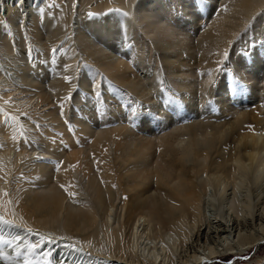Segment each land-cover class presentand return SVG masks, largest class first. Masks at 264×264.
<instances>
[{
  "label": "bare ground",
  "instance_id": "obj_1",
  "mask_svg": "<svg viewBox=\"0 0 264 264\" xmlns=\"http://www.w3.org/2000/svg\"><path fill=\"white\" fill-rule=\"evenodd\" d=\"M6 1V4L3 5L2 14L0 8V67L3 68L2 71L0 70V165H3L2 167L5 168L6 174H4L6 177H10L12 170L15 169V172L18 171L16 166L19 164L20 159L22 160V156L31 152L30 155L35 156L36 160L33 161V170L28 174L29 176H27V174V177L23 175L26 178H23L24 184L21 190L23 197L18 198L16 201L0 198V209L4 212L5 216L19 224L34 228H53L55 224H57V226L60 225L64 233L71 239L73 237L68 232L75 231L82 233L81 237L75 238L74 240L80 242L85 248L100 254L110 252L111 255H116L119 259L131 264H160L162 259L158 257L162 256V253L158 251H164V249L168 247L166 243H170L172 237H166L167 242L164 239L165 235L163 236L164 238H158V243L165 244L163 248L159 247L158 243L150 241L149 246H151V248L147 249L145 247L143 249L144 239L142 240V237H145V235L143 236L145 232L144 230H138L141 219V221L147 219L153 226L162 229L164 233L169 232L171 234V232L168 231L169 228L179 224L182 220L189 218L188 220L194 219L193 222L197 223L201 218H197V216H201L202 214L199 213L200 209L198 205L202 202V190L206 187V182H203L201 176L209 174L212 176L213 173L214 179L210 181L218 185L223 183L226 184V180L231 181L232 184L236 183V170L240 171L244 176L251 177L250 179L255 182L263 175L264 139L262 140L260 136L251 135L252 138L249 144L246 140L250 138V135L243 136L244 141L239 140L238 145L240 151L238 152L237 150V153H241L243 148L248 156H242L241 154L236 156H222L219 152L220 143L217 144V142L222 139V135H219L221 130L215 123L214 125L194 123L192 126L188 127L189 130L188 128H184L185 132H181L183 134L177 136H175V132L165 134L163 131L166 129H163L162 133H155V127L164 128L170 121L180 118L176 113H173L174 110H171L172 114L166 112V114L160 115L152 111L151 113H153V115L148 114L143 116L140 120L144 123L145 127L141 128L143 131L152 130L151 133L148 131V138L143 137L144 139L142 137L139 139L130 131V128L123 125L125 123H122L120 119L122 108L120 111H117V109L113 110L114 114L111 113L110 120L112 122L115 121V125L113 123L111 127L106 126V124L110 122L107 118L108 114L105 117L104 125L100 130L96 131L94 130L93 124L82 119V116L87 115L86 109L90 106L91 100L93 98H98V89L100 88L98 86L100 84L102 87V80L108 87L107 91L114 89V86L109 82L118 84V88L125 86L127 88L126 95L130 98L131 96H138V98H141L142 95H140V92L144 89L143 87L147 85L148 89H153L152 92H156V88L150 87L149 84H144V82H146V77L142 78L141 74L139 77L133 73H140V71L147 69V64L151 61L149 56L151 48L147 46L145 41H141L140 38L143 39L144 37H148L152 39L153 37H157L161 41L167 40L170 46L176 45L179 42H186L188 39L190 41L191 37L184 33L187 30L186 28H189L188 30L191 32L197 24L196 21L198 19L202 21L203 18L211 12L210 8L214 0H143L144 3H139L134 7L133 3L135 0H94L96 1L95 6L88 9L90 12L88 14L89 19L82 23L83 26L89 28H86L87 34L82 33V35L80 34L81 36H77L78 39H76V44L78 47L80 46L82 54L75 53V47H72V52L70 53L71 58L68 57L69 55H59V53L57 57V54L53 56L50 54V56L47 53L40 52L37 58L38 60L36 59L37 61L31 60L33 58L31 56L32 52L30 51L26 58L23 57L22 54L16 53L11 43V38L13 36L6 37L3 33L4 30L15 21L23 20L27 10L34 14L30 18L29 32L35 37L40 38L46 33H61L63 29L67 28L68 11L69 8L72 9L71 7L75 0H55V2L54 0ZM91 1L93 0H82V4ZM27 3H30V5L27 6ZM230 3L232 4V2ZM233 7L234 8L230 9L229 12L249 15L246 17H250L251 13L253 15L257 10L264 9V0H237L233 4ZM118 10H126L129 16L124 18L125 16H122L123 13L118 12ZM106 11L108 13H106ZM262 19L261 24L255 26L257 28L253 29L252 33L258 36V38H262L263 42L259 43L257 47H254L251 54L246 53L241 56L240 60L236 63L237 65H235L239 67L238 78L244 84L253 82L255 86H258V81L254 78L257 76L256 74L262 70V67H264V17ZM235 20L237 19L235 18ZM224 22L221 28H219L220 31H218V29L217 33L209 31L206 34L209 43H213L215 39L224 41L223 46H217L215 44L210 45L216 56H214V58L210 57L206 62V66H213L215 69L217 68L218 62L223 59L227 46H229L228 43L232 39L231 32L238 30L234 31V28L230 26V24H226L227 21L225 19ZM120 23L122 24L119 28L116 27ZM105 29H107L106 33L103 32V30L106 31ZM121 29L124 34L119 31ZM137 29L146 30L143 37L137 33L135 35L130 33L132 30ZM184 29L186 30L183 32ZM6 31L8 30L6 29ZM118 32L122 37H124V35H132L135 44L131 47V52H127L122 56L123 53L119 49L121 52L119 57L117 56L109 61L106 56L103 57L104 59H98L102 57L101 54H103L105 50L104 47L100 46L102 44L101 38L105 37L108 39V42L116 40L114 34ZM182 32L184 33L183 35H181ZM171 37L173 38L171 39ZM253 40V38L252 40L249 39L248 43L253 42ZM187 44L188 43H186V45ZM179 46L181 50L184 49L182 43H180ZM121 47L124 48L125 44L121 45ZM66 51L68 52V49ZM47 52L50 53L49 51ZM9 57L11 58L9 59ZM79 57H83L82 59L86 60V62L90 61L93 63L84 67V73L81 75L82 79L80 82L77 78L79 86L84 88V90L81 94L74 96V103L82 110L81 113H79L78 110H74L72 121L75 124H79L80 129L76 132H72V130H69L70 127L68 128L65 124L66 122H63V117L66 113L55 111L51 107L43 110V108L49 106L51 103L49 98L43 93V89L38 85L47 78L52 79L53 86L51 87L57 94H72L76 86L74 83L76 79L74 78V81L73 79L72 81L68 80L65 75V69L69 65L70 67H73L75 64L77 65V59ZM8 61L18 64V66L11 69L13 80L5 79L3 73L4 66L9 64ZM78 63H80V61H78ZM130 70L132 71L131 74L129 72ZM173 70L172 68L169 70L171 76H173ZM145 71L147 73L148 70ZM187 73L190 74L191 71L186 72V74ZM102 74L109 75V79L102 77ZM191 76H194V74ZM20 79H22L21 81H23V84L30 85V92L34 93V97L39 98L38 107L35 106V110L33 109L34 111H31V108L29 110V104H25L24 98L21 97L24 94L23 92L28 91L22 90L19 84L14 83V81L21 82L19 81ZM182 79L184 78L173 79V81L175 83L178 82L179 86H181V91H187V93H191V95L195 94L196 89L192 87L195 86V83L192 81H182ZM225 79L227 81V78ZM262 80L264 81V78ZM152 84H154V81H152ZM255 86H250L252 87L253 93H256ZM239 87L241 88V86H235L234 78H229L228 82H219V85L213 89V93L210 95L211 98L215 99V107L224 112L227 111L228 102L232 108H236L243 104L247 105L246 100H248L250 104L251 101L245 95L242 99H237L233 103L230 102V96L232 94L237 95L241 92L242 89ZM118 95L120 96L119 92L115 96ZM182 96L185 97L187 94H182ZM10 98L13 99L10 100ZM108 98L111 99L113 96H109ZM46 101L49 102L42 105ZM69 101L70 100L67 99V104ZM186 106L187 114L191 111V106L193 105L188 104ZM40 110L42 111L39 113ZM245 112L244 115L241 116L243 120L237 119L233 127H239L240 121L242 124H247V113ZM60 114H64V116L62 117ZM34 115H40L41 118L38 119L37 116ZM44 120L54 124V128L58 132L54 133L49 128L43 127V124L39 125ZM91 120L93 122L95 119ZM152 120H154L152 123H154L155 126L149 127L150 125L148 124L151 123ZM31 122H35L36 124L33 127L35 129L39 128L40 131V135L35 137V139L44 142V144L48 143L45 147L43 146L44 150L41 149L37 154H35L36 149L32 151H30L32 148L29 149L31 140H29L27 136H31L30 133L27 131L26 133L22 132V129H26V125ZM251 131V133H253L255 130L253 129ZM41 132L52 138H50V140L47 139L45 136L41 135ZM184 136H186V138ZM202 136H212L213 138L205 140ZM200 137L205 140L203 143H200L202 140H199ZM184 139H188V142L186 145L181 146V142L183 144ZM111 143L114 145L113 154L115 156L112 165L105 163V158L110 153L108 150L110 149L109 145ZM175 144H177V147H182L181 152L175 159L167 160L164 154L167 153V149L173 148ZM54 149H60V154L53 156L52 151ZM12 155H14L13 158ZM215 155H218L216 160L213 159ZM51 157H57L56 164H54L53 161H47V159H51ZM149 160L155 162L154 166L155 164L157 165V171L155 167L156 172L151 173L153 176H144V174H149L147 171V162ZM229 161L233 162L234 165L231 167L228 166ZM244 161L249 162V165H245L246 163ZM246 166H248V170L245 168ZM47 169H49V172H47ZM2 171L4 170L0 169V174ZM79 172L88 179L89 187L94 191L95 198L100 206L103 202L105 203L106 198L113 194L112 188H117L121 191V194L125 192V195L128 194V191L137 194L138 188L143 185L144 181L154 176L158 184L160 183L167 188V191H165L163 195L165 199L162 200H165L167 203L161 205L155 200H151L150 208L146 207V209L149 210L148 213L141 211L142 206L138 205L136 203L137 201L135 202L137 204L136 206H134L135 203L133 204V202L130 205L124 203L128 209V222L126 224H132L135 229L132 235L136 236V242H134L135 240L130 244L125 242L122 236L123 228L108 229V235L104 237L98 228L97 213L95 211L89 210L88 213L82 209L79 210L77 214H72L64 207V197L75 191L73 173ZM208 177L211 179L210 176ZM42 192H48V196L44 197ZM27 193H35L36 195L33 198H29ZM126 199L128 198L126 197ZM99 205L97 204L98 207ZM63 210L67 212L65 217L61 214ZM105 228H107L106 225ZM198 230L200 232V229ZM169 233L166 235L169 236ZM257 241L258 239L251 242L247 241L248 244L246 243V245H253ZM243 246L245 247V244H243ZM146 251L147 257L144 256ZM234 251V246H227L226 252ZM134 252H140L142 256L140 254V257L137 258L138 255H134ZM218 253L220 252L212 251L209 252V254L207 253L208 255L204 254V256H207V258H205L207 260ZM152 254L154 256H152ZM205 261L200 256V258H195L192 262H189V264H204Z\"/></svg>",
  "mask_w": 264,
  "mask_h": 264
},
{
  "label": "rangeland",
  "instance_id": "obj_2",
  "mask_svg": "<svg viewBox=\"0 0 264 264\" xmlns=\"http://www.w3.org/2000/svg\"><path fill=\"white\" fill-rule=\"evenodd\" d=\"M5 1L6 0H0L1 14L3 13V5L6 4ZM235 1L237 0H214L211 4V12L206 17H204L202 21H200L201 19H198L196 21L197 24L194 26V32L193 30L189 32V28H186L188 31L186 29L183 30V32L186 30L187 33H184L191 37L190 41L188 39V41L186 42H179L176 45L170 46L167 40L161 41L157 37H153L152 39L148 37H144L143 39L140 38L141 41H145L147 46L151 48L149 55L151 61L148 62L147 69L140 71V73H133H135L134 75L139 77L141 74L142 78L146 77V79L144 78L146 80L144 84H149L150 87L156 88V92H152L153 89H148L147 85L143 87L144 89L140 92V95H142L141 98H138V96H131L130 98L128 95H126L127 88L125 86L118 88V84L109 82L114 86V89L107 91L108 87L101 79L102 87L99 84L98 87L100 88L98 89V98H93L91 100L90 106L88 107V109H86L87 115L82 116V119L93 124L95 131L100 130L104 125L106 115L108 114L107 118L110 120V115L114 114L113 110L117 109V111H120L122 108L123 110L122 112H120V119L122 123H125L123 125H126L128 128H130V131L140 139V137L148 138V131L150 133L152 132V130L143 131L142 128L145 126L144 123L140 120L143 118V116H146L148 114L153 115V113H151L152 111L160 115L166 114V112L172 114L171 110H174L173 113H176V115L180 116V118L174 121H170V123L165 125L166 128L155 127V133H162L163 129H166L163 131L165 134L175 132V136H177L185 132L184 128H188L194 123H203L205 125H214L215 123L221 130L219 132V135H222V139L219 140L220 142H217V144L220 143L219 152L221 153V155L236 156L241 154L242 156H248L247 153L244 152L243 148L241 150V153H237V150L238 152L240 151L238 145L239 140H243V136L246 135H250V138H247L246 140L248 144L251 141L252 136H260L262 140L264 139V81L262 80L264 78V67H262V70L256 74L259 77L255 75L256 77L254 78L258 81V86H256L258 88L261 87L258 89L253 82L244 84L238 78L239 67L235 65H237L236 63L238 60H240L241 56L245 55L246 53L251 54L253 52L252 49L254 47H257L259 43L263 42V39L258 38V36L254 35L252 31L253 29L257 28L255 26L261 24L263 20L262 18L264 17V9L261 8L262 10H257L253 15L251 13L250 17H246L249 15L234 14L229 11L230 9L234 8L233 4L235 3ZM230 2H232V4ZM95 3L96 1L93 0L91 2L82 4V0H75L73 6L71 7L72 9L69 8L68 11L67 28L63 29L61 33H56L57 35L46 33L42 37L37 38L33 34H31V32H29V23L31 16L34 14L27 10L26 12L28 13L25 12L23 20L15 21L12 25L6 28L8 31H6L5 29L3 33L6 37L13 36L11 38V43L16 53L22 54L23 57L26 58L28 52H32L31 56L33 59L31 60L33 61L38 60L37 58L39 57L40 52L47 53L49 55L51 54L52 56L57 54V57L59 55H69L68 57L71 58L70 53L72 52V47H75V53L77 52L78 54H82L80 51V46L78 47V45L76 44V39H78L77 36H81L82 33L87 34L86 31L89 28L83 26L82 23L89 19L88 14L90 12L88 9L93 8L95 6ZM139 3H144V1L135 0V2L133 3V7L137 6ZM26 5L29 6L30 3H27ZM65 5L67 6L66 2ZM107 11L106 13L110 12ZM118 12H122V16H125L124 18H126V16H129L126 10H118ZM235 18L237 20H235ZM224 19L227 21V25L230 24V26L234 28V31L237 29L239 31L237 30L235 32H231L232 39L228 43L229 46H227L225 55H223V59L218 62L217 68L215 69L213 66H206V62L208 61V59H210V57L214 58V56H216L210 45L215 44L217 46H223L224 41L215 39L213 43H209L208 39L206 38V34L209 31L212 33H217V30L221 28L223 23H225ZM121 24L122 23L118 24L116 27L119 28ZM105 30L106 31L103 30L104 33L107 32V29ZM119 31L124 34L122 29ZM145 31L146 30L137 29L132 30V32L130 33H133L134 35L137 33L140 34L141 37H143ZM218 31H220V29ZM183 32L181 33V35L184 34ZM114 35L116 36V40L110 42H108V39H106L105 37L101 38L102 44L100 46L104 47L105 50L104 53L101 54L102 57L100 56L101 58L98 59L101 60L106 56L107 60L109 61L116 58L117 56L119 57L121 55V52L123 53L122 56H124V54H126L127 52H131V47L133 46V44H135V41H133L132 39V35H124V37H122L119 32ZM172 38L173 37H171V39ZM252 38L254 39L253 42L248 43L249 39L252 40ZM180 43H182V47H184V49L182 50L179 46ZM186 43L188 44L186 45ZM124 44L125 47L122 48L121 45ZM184 45H186L188 48L190 46V48L188 49ZM54 49L56 50L55 52L53 51ZM67 49L68 52L66 51ZM119 49L121 50V52ZM47 51H49L50 53H48ZM10 58L11 57H9V59ZM82 58L83 57H79L77 59V65L75 64L73 67H70L69 65L65 69V75L68 80L72 81L73 79L74 81L76 79V82L74 81L76 86L72 91V94H57V92L52 90V79L47 78L44 81H41L38 85L43 89V93L46 97L49 98V101L51 103L49 106L43 108V110L51 107L55 111H62L63 113H66L65 116L64 114H60V116L65 117H63V122H66L65 124L68 126V128H71H69V130H72V132H76L80 129V125L75 124L72 121L74 110H78L79 113H81L82 110L78 108L74 103V96L81 94V92H83L84 90V88L79 86L78 79L80 82V80L82 79L81 75L82 73H84V67L89 66L93 63L90 61L86 62V60ZM78 61H80V63H78ZM8 62L9 64L4 66L3 73L5 75V79L11 80L13 78V76L11 75V69L18 66V64L16 62ZM171 68L174 69V72L172 74L173 76L169 74V70ZM2 69L3 68L0 67L1 71ZM131 70L129 71L130 74L133 71ZM145 70H148L147 73ZM189 71H191V73L186 74V72ZM174 74H177L178 76ZM192 74H194V76H191ZM102 77L109 79V75L107 74H102ZM172 77L173 79L184 78L182 79V81L194 82L195 86L192 87L196 89V95H191V93L189 94L187 93V91H181V86H179L178 82L175 83ZM225 78H227V81ZM229 78H234L235 86H241V88H239L242 89L239 94H232L230 96V102L233 103L237 99H242L245 95L251 101V103L249 104V101L246 100L247 105L243 104L244 106L239 105L236 108H232V106H230L228 102L227 111L223 112L222 110H218V108L215 107V99L211 98L210 95H212L213 89L219 85V82H228ZM21 80L22 79H20L19 81ZM152 81H154V84H152ZM22 82L23 81H14V83L19 84L22 90L28 91L23 92L24 94L21 97L24 98L25 104H29V110L31 108V111H34L35 106L38 107L37 104L39 98L34 97V93L30 92V85H27L25 83L23 84ZM250 86H255L254 88L256 89V93H253L251 89L252 87ZM118 92L120 93V96H115ZM182 94H187V96L183 97ZM109 96H113V98L109 99ZM11 99L13 98H10V100ZM67 99L70 100L68 104ZM49 101L44 102L42 105L47 104ZM188 104L193 106H191V111L186 114V105ZM168 106H170L171 108ZM41 111L42 110H40L39 113ZM244 112L247 113V124H242V122L240 121L239 127H233V124L236 123L237 119L243 120V117L241 116L244 115ZM34 116H37L38 119L41 118L40 115ZM91 119L95 120L92 122ZM153 121L154 120H152L151 123L148 124L150 125L149 127L155 126L154 123H152ZM113 123L115 125V121L112 122L110 120V122H108L106 126L111 127ZM35 124V122L28 123L26 125L27 128H24V130L22 129V132L26 133L27 131L30 133L31 136H27V138L31 140V142L29 143V149L32 148L30 151L36 149L35 154H37L41 151V149L44 150V147L48 143L44 144V142H40L35 139V137H38L40 135L39 128L35 129L33 127ZM42 124L43 127L49 128L54 133L58 132L54 128V124H51L50 121L44 120L39 125ZM253 129L255 131L251 133V130ZM41 135L45 136L49 140L50 138H52L49 135L43 134V132H41ZM184 137L186 138V136ZM202 137L205 138V140H210L211 138H213L212 136ZM202 137L199 138V140L202 139L200 143H203L205 141ZM187 142L188 139H184L183 144L181 142V146L186 145ZM111 144L109 145L110 149L108 150L110 151V153L108 152L109 155L107 154L108 156H106L105 158V163L112 165L115 160V156L113 154L114 145ZM181 146L177 147V144H175L173 148L167 149V153L164 154L167 158H165L167 160H173L178 157L181 152ZM30 153L31 152H29V154H26L25 156H22V160L20 159L19 164L16 166L18 171L15 172V169L12 170L10 177H6L5 168L2 167L3 165H0V169L4 170L0 174V198L2 197L10 201H16L18 200V198L23 197L21 191L24 184L23 180L26 179V174L27 176H29L28 174L32 172L34 165L33 161L36 160L35 156L30 155ZM59 154L60 149H54L52 151L53 156H57ZM14 155H12V158ZM217 158L218 155H215L213 157L214 160H216ZM47 161H53L54 164H56L57 157H51V159H47ZM244 162L246 163L245 165H249V162ZM154 163L155 162H153L152 160H149L147 162V171L149 174H144V176H153L151 173H155L157 171V165L155 164L154 166ZM233 165L234 163L229 161L228 166L231 167ZM245 168H247L248 170V166H246ZM47 172H49V169H47ZM262 173L264 175V171ZM263 175L259 178L258 181L255 182L250 179L251 177L244 176L240 173V171L236 170V183L232 184L231 181L226 180V184L223 183L218 185L216 183L213 184L210 181L214 179L213 173L212 176L210 174L201 176L203 182H206V187L204 188V190H202L203 195L201 193L202 202L200 201L201 203H199L198 205V208L200 209L199 213L202 214L201 216H197V218L201 217L199 219V221L201 222L198 221V224V222H193L194 219L188 220L189 218H183L184 220H182V222L176 224L175 226H172L171 228H169V230L167 229L171 232L170 234L169 232L164 233L162 229H158L156 226H153V224L147 221V219H144L143 221H141V219V224L138 227V230H144V232L146 233H143V236L145 235V237H142V240L144 239L143 249L145 247L147 249L151 248V246H149L150 241L158 243V238H162L165 235V238H163L166 240V242V237L171 236L172 239L171 241L169 240L170 243H166L168 247H166L164 251H158L159 253H162V256L158 257L162 259V262H160V264H189V262H192L195 258H200V256L205 261V258H207V256H204V254H209V252L212 251H218L220 253L208 258L206 260L207 262L205 261L204 264H264ZM208 176H210L211 179H209ZM73 177L75 179V191L70 195H66L63 199L64 207L68 210V212L77 214V212L82 209L88 213L89 210L95 211L97 213V224L99 226L98 228L102 236L105 237L106 235H108V229L123 228L122 236L127 244H130L131 242L133 243L134 240V242H136V236L132 235L133 231L135 230L132 224H126L128 222V209L125 204L130 205L132 204V202L134 204L137 201L136 203L142 206L141 211L148 213L149 210L146 209V207L150 208L151 200H155L161 205L167 203L165 200V202L162 201L163 199H165L163 195L164 192L167 191V188L160 183L158 184V182H156L155 176L151 177L150 179H146L143 185L138 188L137 194L139 196L132 191H128V194L126 195L124 194L125 192L121 194L120 190H118L117 188H112L113 194L110 196L112 198H106L105 203L103 202L101 206L95 198L94 191L89 187L90 185L88 179L81 175L80 172L73 173ZM35 195V193H27V196L29 198H33ZM122 195L125 198H123ZM43 196L47 197L48 192L43 193ZM128 196H132L133 198H130ZM126 197L129 200L126 199ZM96 203L99 205V207ZM136 203L134 204V206L137 205ZM61 214L63 215V217H65L67 212L63 210ZM0 217H3L4 220L9 222L4 223L0 221V237H3L6 240H13L16 237L21 238L19 241H16V244L14 245L0 244V253H3V255L7 257V259H0V264H131L127 261L119 259V257L116 255H111L110 252L100 254L93 252L88 248H85L80 242L74 240L75 238L81 237L82 233H78L75 231L68 232L73 237L71 239L67 234L64 233V230L60 225L57 226V224H55L53 226V228L55 229L29 227L23 224H19L9 217L5 216L4 212L1 209ZM105 225L107 228H105ZM56 227H58L59 229ZM198 229H200V232ZM167 233H169L170 235L168 234L169 236H167ZM255 239H258L255 244L246 245L247 241L251 242ZM32 243H36L37 247L33 250H29L28 245ZM243 244H245V247L243 246ZM158 246L163 248L165 244L158 243ZM227 246H234L235 251L226 252ZM17 249H19V255H17ZM140 254L142 256V253L134 252V255H136L137 258L140 257ZM153 254L152 256H154ZM144 256L147 257V251Z\"/></svg>",
  "mask_w": 264,
  "mask_h": 264
},
{
  "label": "snow or ice",
  "instance_id": "obj_3",
  "mask_svg": "<svg viewBox=\"0 0 264 264\" xmlns=\"http://www.w3.org/2000/svg\"><path fill=\"white\" fill-rule=\"evenodd\" d=\"M54 52L56 51L55 49L53 50ZM227 55V54H226ZM63 187V186H62ZM0 221L4 222V223H9L8 221L4 220L3 217H0ZM21 238L20 237H16L13 240H6L3 237H0V244H6V245H14L16 244V241H19ZM37 247L36 243H32L28 245V249L29 250H33ZM71 247V246H69ZM19 249H17V255H19ZM0 259H7L6 256L3 255V253H0Z\"/></svg>",
  "mask_w": 264,
  "mask_h": 264
}]
</instances>
